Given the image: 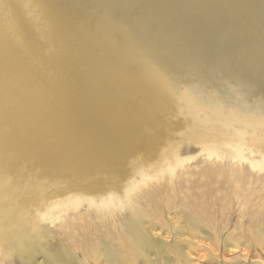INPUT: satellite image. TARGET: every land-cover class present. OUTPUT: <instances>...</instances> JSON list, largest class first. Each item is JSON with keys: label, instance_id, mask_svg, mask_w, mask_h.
Instances as JSON below:
<instances>
[{"label": "rangeland", "instance_id": "rangeland-1", "mask_svg": "<svg viewBox=\"0 0 264 264\" xmlns=\"http://www.w3.org/2000/svg\"><path fill=\"white\" fill-rule=\"evenodd\" d=\"M13 1L2 0L0 11V84L12 96L6 108L0 104V174L8 179L0 183L1 209L17 202L33 210L51 194L116 187L141 166L167 163L174 146L190 158L185 165H220L233 142L264 135L262 94L247 92L254 77L264 83V7L250 0L243 9L227 0ZM121 2L129 14L116 17L111 9ZM64 88L73 91V127L60 103ZM39 92L44 100L50 92L47 107ZM200 183L172 208L167 198L159 220L141 219L136 257L114 243L122 257L83 260L76 252L75 264H264V184L252 176ZM142 239L155 245L151 254ZM13 252L19 257L1 264L26 260L21 241Z\"/></svg>", "mask_w": 264, "mask_h": 264}, {"label": "bare ground", "instance_id": "bare-ground-1", "mask_svg": "<svg viewBox=\"0 0 264 264\" xmlns=\"http://www.w3.org/2000/svg\"><path fill=\"white\" fill-rule=\"evenodd\" d=\"M220 1L221 0H210L207 6L211 5L212 2L213 4H217ZM227 1L229 6H233L240 9H243L244 7L243 6L244 0H227ZM250 1L253 3L251 4L252 7L253 5L255 6L257 5L256 7H264V1L263 2H258L256 0L254 1L250 0ZM2 3H3L2 0H0V11L3 10L1 9L3 8ZM126 6H127L126 2H121L118 8L117 7L112 8L111 11L114 12V16L116 17L121 15L122 13L129 14V10H128L129 7ZM16 7L17 5L15 4V8ZM208 8L209 7H205V6L202 7L201 12L202 13L207 12ZM2 13H4V11ZM17 13H19V10ZM10 15L11 13L9 14L8 17L7 16L6 17L8 19L9 17H14V15L13 16ZM17 15L20 16V14ZM32 17H30V19H32ZM7 23L10 24L11 22H7ZM22 24L24 25V22H22ZM27 25L28 24H26V26H23L22 30L24 27H27ZM19 27L20 26H18V28ZM18 28H17V32H20V29L18 31ZM12 30L13 29H11V31ZM8 35H10V33H8ZM13 36L15 37V35ZM5 37L7 36L5 35ZM18 37H22V36H18ZM262 49L264 50V46L262 47ZM246 52L248 53L246 54L245 57H248L249 60L255 57L253 51H246ZM17 55L18 54H16V56ZM261 81L262 80H256L254 77L252 81H250V83L248 84L247 92L253 94H262L261 100L264 101V83ZM32 89L35 90L34 88ZM64 92H65V88H64ZM72 92L73 91L66 90V92L64 93V96H66L65 97L66 99H64L65 101L62 102H60L61 100L59 101L60 103H62L61 105H64V109L67 108V110L65 111L68 112V115L72 113L71 118L73 119H70L71 115H69L68 117L69 122L65 121L64 119L67 125L71 127L74 126L73 122L76 119L75 108L73 106L74 96ZM27 93L22 98V102L19 103L18 101V103L25 106V108L27 102L30 101L27 98L28 97ZM43 94H45L44 91ZM43 94L39 92L36 100L37 102L42 103V105L46 106L47 103L45 104V100L47 99V96L48 94H50V92L47 93L45 100L43 99L44 98ZM7 97L11 98L12 96L10 92H8V90L3 88L2 85L0 84V104L2 103L3 106L1 107L2 109L6 108ZM54 99L55 98H53V100ZM50 103L51 102L49 101L48 107ZM13 104L16 105L15 102ZM262 108H264V106H262ZM4 116L5 113L3 114V116L0 115V118ZM133 142L134 140H132L131 142H126V141L115 142L112 145V149L124 145L126 146L128 144H133ZM79 147L84 148L82 150H87V153H88L87 148H90V146L85 143L83 144L81 143ZM232 148H233L232 154H228L229 159L224 160L223 163L220 165L211 166L205 164V165L192 166V165L184 164L185 161H189L190 158L181 157L182 153L178 150L177 147L174 146L171 150L166 152L169 158V161L167 163H164L162 159L159 160L157 159V161L150 162L151 164L149 163V165L145 164L147 166L139 167L138 170L136 171V174H134L133 176L130 175V177L128 178L126 177L127 179L122 181L120 185L116 187H108L106 189H87V188L77 189L71 193H69L70 191L68 192L67 190H64L68 193H62L61 195L55 197H51L52 195L51 194L49 197L42 198L41 202L39 204H36L33 210H30L31 208L25 209V206L24 207L20 206L19 209L17 208L18 204L16 205L17 202L16 203L12 202L13 206L11 208L9 206L4 210L0 208V264L2 262L7 263L12 258L16 260V258L19 257V254L13 252V249L20 241L22 242L23 245L27 246V253L25 256L26 260L18 264H75L73 256L75 255L76 252H79L81 254L83 260H98L102 256L106 257V254L110 256L112 259H116V257L117 258L122 257L121 252H115L116 250L114 249V243H116L118 247H120V249L125 253L136 257L138 251L134 246L135 243L134 239L136 238L134 232L138 225L143 229V227L140 226L141 219L146 218L150 220H159V218L162 217L161 216L162 212L165 210L166 206L172 208L173 207L172 204L174 201L177 200L178 195L186 190H188V192L190 191V193L192 194L195 188H197V186L201 184L200 182L202 179H205L210 182V180H213L218 176H221L224 177L225 179L233 178L237 182H244L248 177L252 176L256 178L258 177V179L260 180V184L261 185L264 184V178H259L260 175L264 176V135L259 136L257 138H251V140L248 143L233 142ZM223 149L226 151L225 147H223ZM237 158L240 159L238 160L239 163L233 162V160ZM241 161H244V163ZM177 168L178 170L176 171ZM248 169L254 173L246 172L248 171ZM166 172H169L171 174V176L168 179L164 177ZM4 180H6L5 183L8 182V179L4 178V176L1 177L0 174V183H2V181ZM167 198H170L169 199L170 204H166V206H164V203L167 200ZM33 203L34 202H32L31 205H33ZM22 222H24L23 225ZM157 238H159V236ZM141 244L145 245V252L143 251L145 255H149L151 254L152 251L155 250V245H152L150 242H146V240L142 239ZM65 245H69L71 252H68V250L64 249ZM186 256L189 257L188 254Z\"/></svg>", "mask_w": 264, "mask_h": 264}]
</instances>
